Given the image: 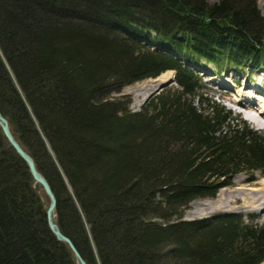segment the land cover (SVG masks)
I'll return each instance as SVG.
<instances>
[{"label":"trees","instance_id":"16d2710c","mask_svg":"<svg viewBox=\"0 0 264 264\" xmlns=\"http://www.w3.org/2000/svg\"><path fill=\"white\" fill-rule=\"evenodd\" d=\"M263 38L256 0H0V113L87 264L264 262L256 215L183 219L238 175L264 176V131L187 65L257 71ZM167 71L175 86L138 112L112 97ZM45 204L0 130V264H75Z\"/></svg>","mask_w":264,"mask_h":264},{"label":"rangeland","instance_id":"374dc122","mask_svg":"<svg viewBox=\"0 0 264 264\" xmlns=\"http://www.w3.org/2000/svg\"><path fill=\"white\" fill-rule=\"evenodd\" d=\"M206 1L208 4H214L218 0ZM256 7L259 14L264 17V0H256ZM43 26L46 27L49 25L44 23ZM187 66L189 68H192L201 77L208 90L213 91V93H211V96H213L216 102L223 105L226 109L231 110L233 115H237L238 117H240V119L246 121L255 129L264 131V119L260 118L262 119V122L260 120V123L247 118V114L258 115L257 112H259L261 106L264 105V68L254 72H249L247 69H245L243 74L230 72L216 75L214 73L213 67L208 64H205L202 69L190 64ZM144 81L126 86L119 94H113L112 97H129V110L132 112H138L146 103V99L148 97L146 91L149 84H151V81ZM170 86H175V82ZM247 97H249V100L247 101L254 102L253 107L247 110L249 112L245 111L246 108H241L236 104V99L238 101H243L245 98L247 99ZM242 101H240L239 103H241ZM246 178L247 176L245 174H240L232 181L231 186L221 189L215 198L196 200L192 202L185 212L183 219L193 220L210 217L217 214L238 213L242 215H256L258 217L257 220L259 222H263L264 210L260 209V207L249 206V203L241 199H238L236 202L234 200L231 201L230 199L233 193L237 191V189H243L241 192H243V194H247L249 190L261 188V185L264 181V176H262L259 172L254 174V181L247 182ZM40 196L42 197L43 201L46 202L45 205L47 206L48 200L44 196L41 189ZM262 264H264V262Z\"/></svg>","mask_w":264,"mask_h":264},{"label":"water","instance_id":"95a60500","mask_svg":"<svg viewBox=\"0 0 264 264\" xmlns=\"http://www.w3.org/2000/svg\"><path fill=\"white\" fill-rule=\"evenodd\" d=\"M172 78L168 82L160 85L152 94H150L146 101L151 98L153 95L158 94L163 89L167 88L171 84H173L174 81V71H171ZM0 130L8 142V144L13 148V150L16 152V154L25 162L29 173L34 181V184L39 186V188L42 190L44 196L48 200V204L46 206V223L48 226L49 231L52 233V235L56 238L57 241L64 243L69 248L75 264H87L86 261L82 258V256L79 254V252L74 247L73 243L70 241V239L66 236H64L60 229L58 228V225L55 222V208H56V197L54 193L52 192V189L50 185L48 184L47 180L44 178V176L37 170L36 165L31 158V156L20 146V144L17 142V140L14 138L9 123L7 119L2 116L0 113Z\"/></svg>","mask_w":264,"mask_h":264},{"label":"bare ground","instance_id":"6f19581e","mask_svg":"<svg viewBox=\"0 0 264 264\" xmlns=\"http://www.w3.org/2000/svg\"><path fill=\"white\" fill-rule=\"evenodd\" d=\"M171 78H172V73L167 71V72L163 73L162 75H160L159 77H157L156 79L146 80V81H151L150 82L151 84H149L148 89L146 91V94L149 96L160 85L168 82L169 80H171ZM146 81H144V82H146ZM247 100H249V97H247V99L245 98L243 101L240 100V101H242L241 103H239L240 101H238L237 99H236L237 102L236 101L235 102H236V104L239 107L244 108V109L246 108L245 111H247L251 107H253V105H254V102L247 101ZM263 106H261V108L259 109V112H257L258 115H256V114H247V118L250 119V120H253L255 122L256 121L260 122V120L262 122V119H264V107ZM247 112H249V111H247ZM260 118H262V119H260ZM242 190L243 189H240V190L237 189V191H235L233 193L232 197L230 198L231 201L234 200L236 202L238 199H241V200L246 201L247 203H249V206H254V207L258 206V207H260V209L264 210V204H263L264 203V181H263V183L261 185V188L254 189V190H249V192L247 194H243V192H241ZM234 194H236V195H234Z\"/></svg>","mask_w":264,"mask_h":264}]
</instances>
